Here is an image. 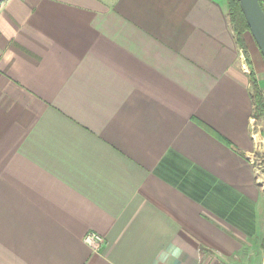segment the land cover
Segmentation results:
<instances>
[{
  "label": "crops",
  "instance_id": "obj_1",
  "mask_svg": "<svg viewBox=\"0 0 264 264\" xmlns=\"http://www.w3.org/2000/svg\"><path fill=\"white\" fill-rule=\"evenodd\" d=\"M243 39L227 0H0V264H264Z\"/></svg>",
  "mask_w": 264,
  "mask_h": 264
},
{
  "label": "trees",
  "instance_id": "obj_2",
  "mask_svg": "<svg viewBox=\"0 0 264 264\" xmlns=\"http://www.w3.org/2000/svg\"><path fill=\"white\" fill-rule=\"evenodd\" d=\"M5 1V0H1ZM228 1V18L231 24L232 30L236 37V42L238 46L242 49L245 56L247 64L250 66L249 55L246 48V44L243 39V35L249 32L247 23L244 16L240 10L237 0H227ZM264 12V0H258ZM250 83L252 85V101L254 105V118H264V96L257 84L252 71H250Z\"/></svg>",
  "mask_w": 264,
  "mask_h": 264
},
{
  "label": "water",
  "instance_id": "obj_3",
  "mask_svg": "<svg viewBox=\"0 0 264 264\" xmlns=\"http://www.w3.org/2000/svg\"><path fill=\"white\" fill-rule=\"evenodd\" d=\"M240 10L264 62V12L258 0H237Z\"/></svg>",
  "mask_w": 264,
  "mask_h": 264
},
{
  "label": "built area",
  "instance_id": "obj_4",
  "mask_svg": "<svg viewBox=\"0 0 264 264\" xmlns=\"http://www.w3.org/2000/svg\"><path fill=\"white\" fill-rule=\"evenodd\" d=\"M252 128V126H251ZM258 135H252L253 140V151L250 154L248 161L252 164L256 179V184L258 185L261 192L264 193V171L260 169V167L254 166V153H264V137L261 138V140L257 139ZM261 156V155H260ZM258 164H261V160L257 162ZM84 242L88 244V246L96 251L100 248V246L103 243V240L100 236H98L95 233H89L85 236Z\"/></svg>",
  "mask_w": 264,
  "mask_h": 264
},
{
  "label": "rangeland",
  "instance_id": "obj_5",
  "mask_svg": "<svg viewBox=\"0 0 264 264\" xmlns=\"http://www.w3.org/2000/svg\"><path fill=\"white\" fill-rule=\"evenodd\" d=\"M251 126H252L251 135H256V136L258 135L257 139L260 138L259 140H261V138L264 137V118H259V119L254 118ZM254 157H255L254 166L260 167V169L264 171V153H254ZM260 160H261V164H258L257 162H259ZM262 195L264 196V194Z\"/></svg>",
  "mask_w": 264,
  "mask_h": 264
}]
</instances>
